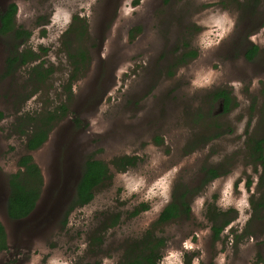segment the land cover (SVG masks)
I'll return each mask as SVG.
<instances>
[{"label":"rangeland","instance_id":"1","mask_svg":"<svg viewBox=\"0 0 264 264\" xmlns=\"http://www.w3.org/2000/svg\"><path fill=\"white\" fill-rule=\"evenodd\" d=\"M13 3L16 28L30 37L0 33V221L9 239L0 264H120L148 231L163 241L158 264H264L263 167L247 145L264 139V0H0V13ZM82 25L81 39L66 35ZM67 42L90 63L77 71ZM29 51L37 58L6 75L7 58ZM222 90L228 110L216 99ZM62 106L48 141L29 152L34 123ZM25 154L45 185L36 210L12 220L9 176ZM126 155L140 160L117 172L112 161ZM91 157L111 164L112 176L65 223ZM206 168L221 176L203 185ZM182 198L186 213L158 223Z\"/></svg>","mask_w":264,"mask_h":264},{"label":"trees","instance_id":"2","mask_svg":"<svg viewBox=\"0 0 264 264\" xmlns=\"http://www.w3.org/2000/svg\"><path fill=\"white\" fill-rule=\"evenodd\" d=\"M239 2V0H236ZM257 0H249L253 2ZM17 14V6L15 3L11 4L4 14L0 15V33L10 35L15 39H24L25 41L30 37V32L22 29L16 28L15 17ZM71 32H75L77 40L81 39L86 32L84 25L80 27L79 30H68L66 35ZM69 43V42H67ZM72 43L67 46L68 56L73 60V65L78 69V66L87 65L90 63L88 52L81 45L79 51L72 53L69 48ZM258 52V47L253 46L248 51V58L252 59ZM28 56L24 54L14 55L8 59V64L12 69H15V64L20 59V63H27L37 58L32 51L28 52ZM189 56H196V52L190 53ZM11 73V72H10ZM76 76L72 79L76 80ZM216 99H221L223 106L228 110L231 105V96L226 90H222L216 93ZM66 107L62 106L57 108L52 112H48L46 115L41 116L35 123L34 129L28 137L27 149L29 152L41 148L49 139V135L54 127V125L66 115ZM2 114L0 113V116ZM249 154L254 163L261 165L263 167L264 175V139L263 140H249L248 142ZM139 157L137 156H122L117 157L112 161V167L116 168L117 172H122L130 167L135 166ZM111 164L98 160L93 157L88 158L83 167L82 176L76 187V192L72 201L68 207L66 213L65 223L68 222V217L73 210L79 207H83L89 204L94 196L96 188L103 184L105 181L109 180L112 176ZM19 170L9 176V196L7 200V214L12 220H22L27 217L35 210L45 185L44 176L41 168L35 163L34 158L31 154L23 155L18 161ZM205 173L207 178L204 179L203 185L221 176L218 169L206 168ZM261 176V179L263 178ZM185 198V196L183 197ZM179 203L178 201H173L169 203L159 216L158 223L166 224L173 221L176 218L181 217L186 213L185 204L183 199ZM144 210L148 208V205H142ZM189 211H187L188 214ZM229 221H225L224 226H227ZM217 235L222 231V227H215ZM163 246V241L158 240L154 237L151 231H148L144 239L141 242H135L134 245L130 247L126 252V258L120 264H158L161 256L160 251ZM9 249V239L8 233L4 225L0 221V254Z\"/></svg>","mask_w":264,"mask_h":264},{"label":"flooded vegetation","instance_id":"3","mask_svg":"<svg viewBox=\"0 0 264 264\" xmlns=\"http://www.w3.org/2000/svg\"><path fill=\"white\" fill-rule=\"evenodd\" d=\"M7 10V8L6 9H4L1 13H0V15L1 14H4L5 13V11ZM15 19H16V17H15ZM0 27H1V23H0ZM15 41V40H14ZM24 41V39H18V40H16V43L18 42V43H21V42H23ZM14 55H16V54H13L12 56H14ZM7 60H8V58H7ZM6 60V66H5V74L6 75H10L12 72H13V70L14 69H12V67H10L9 66V64H8V61ZM19 62H20V59H19ZM18 64H20V63H18V61H17V63L15 64V68H16V66L18 65ZM11 72V73H10ZM8 196H9V194H8ZM7 251V250H6ZM5 252V251H4ZM4 252H2V253H4ZM1 253V254H2ZM0 254V255H1Z\"/></svg>","mask_w":264,"mask_h":264},{"label":"clouds","instance_id":"4","mask_svg":"<svg viewBox=\"0 0 264 264\" xmlns=\"http://www.w3.org/2000/svg\"><path fill=\"white\" fill-rule=\"evenodd\" d=\"M194 86H201L199 82H195ZM50 264H71L70 261L68 260H58V259H54L52 261H50Z\"/></svg>","mask_w":264,"mask_h":264},{"label":"water","instance_id":"5","mask_svg":"<svg viewBox=\"0 0 264 264\" xmlns=\"http://www.w3.org/2000/svg\"><path fill=\"white\" fill-rule=\"evenodd\" d=\"M37 206H38V204H37ZM37 206H36V208H37ZM36 208H35V210H36ZM35 210H34V211H35ZM34 211H33V212H34ZM33 212H32V213H33ZM32 213H31V214H32ZM31 214H30V215H31ZM30 215H29V216H30Z\"/></svg>","mask_w":264,"mask_h":264}]
</instances>
